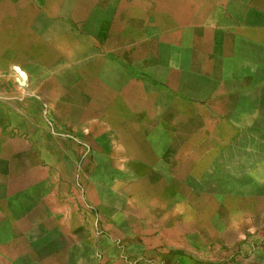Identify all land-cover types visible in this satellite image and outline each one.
<instances>
[{"label": "crops", "instance_id": "0c3cea01", "mask_svg": "<svg viewBox=\"0 0 264 264\" xmlns=\"http://www.w3.org/2000/svg\"><path fill=\"white\" fill-rule=\"evenodd\" d=\"M205 3V15L142 4L138 17L122 18L110 2L75 0L71 21L46 23L0 0L1 189L6 152L14 156L19 140L6 115L22 92L95 133L107 126L108 156L125 158L113 172L130 178L124 211L105 216L110 228L91 230L90 240L64 229L62 209L51 214L53 228L22 230L17 222L33 214L8 198L16 212L0 207V221L18 228L0 229V264H264L254 241H231L260 216L208 190L212 173L232 186L239 182L225 174L248 172L244 128L256 132L249 141L264 140V0H231L221 14ZM100 43L107 60L94 52Z\"/></svg>", "mask_w": 264, "mask_h": 264}, {"label": "rangeland", "instance_id": "374dc122", "mask_svg": "<svg viewBox=\"0 0 264 264\" xmlns=\"http://www.w3.org/2000/svg\"><path fill=\"white\" fill-rule=\"evenodd\" d=\"M93 1L101 5H109L110 2L111 6L117 7V16L122 18L125 17L126 10L133 18L138 17L141 11H144L142 4L148 5L150 10H156L157 7L164 8L165 15L168 14V10L172 12L170 9L172 6H179L180 12L175 15L180 18V15H186L185 12L193 10V13L187 14L205 15V8L202 7L204 2L212 5L214 12L216 10L219 14L222 12L221 4L231 3V0H142L143 3H140V0H84L85 4ZM5 2L9 5L18 3L35 9L39 20L46 23L71 21L68 16L74 17L78 12L77 5H74L75 0H5ZM58 26L60 27L61 24L58 23ZM73 41V48L77 47L76 43L80 44L76 40ZM100 44L101 46L92 45L95 54L98 56L100 54L106 60L109 59L103 43ZM103 64L109 66L107 61ZM26 94L24 92L21 94L20 108L15 105V112L9 110L10 114L6 115L7 120L10 121V125H6V128L13 127L19 140H15L14 156L11 152H6L5 184L3 190L0 186V207H4L6 213L16 212L17 205L7 201L11 198L15 202H20L21 213L33 214L30 220L17 222L22 230L30 228L40 233L53 228L51 214L61 209L64 213V229L77 232L84 230L85 239H89L91 230L110 228L108 217L105 216L113 212L115 214L120 204L121 210L124 209L123 203L127 194L122 190L121 185L130 178L125 180L124 174L118 175L113 172L116 165L125 163V158L108 156L114 152L112 149L115 146L113 141H108L107 126H98L102 134L98 138L97 136L101 134L94 132L92 124H79V118L75 114L74 117L67 119L66 116L64 117V108L58 106L43 108V100L38 98L33 100ZM261 132V137H264V130ZM244 133L246 135L244 145L240 147L244 151L242 154L245 157V166L241 168H246L248 172L237 171L225 174L228 180L232 178L239 182L232 186L219 184L221 180L215 175L220 173H212V184H214L213 188L208 190L217 198H227L229 201L239 199L240 203L236 204L238 211L241 209L246 212L254 211L255 216H260L255 221L254 230L253 227H245L240 230L242 238L234 237L231 241H254L264 249V140L249 141V133H256L254 130L244 128ZM186 138L188 136H185ZM181 140L183 141L184 138ZM181 161L179 165L184 168L183 158ZM201 182L202 180L197 181L199 187ZM216 184L219 187H216ZM35 202H37L36 206L33 205ZM253 202L255 207L252 208L248 203ZM219 204L215 203L213 207L217 208ZM17 223L15 222L14 226L11 220L0 221V229L18 228ZM80 235L78 238H81ZM227 243L228 240H225L223 245Z\"/></svg>", "mask_w": 264, "mask_h": 264}]
</instances>
